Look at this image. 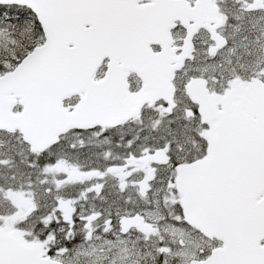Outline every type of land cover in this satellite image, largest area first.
I'll return each instance as SVG.
<instances>
[{
  "label": "snow or ice",
  "instance_id": "obj_1",
  "mask_svg": "<svg viewBox=\"0 0 264 264\" xmlns=\"http://www.w3.org/2000/svg\"><path fill=\"white\" fill-rule=\"evenodd\" d=\"M0 264H264V0H0Z\"/></svg>",
  "mask_w": 264,
  "mask_h": 264
}]
</instances>
